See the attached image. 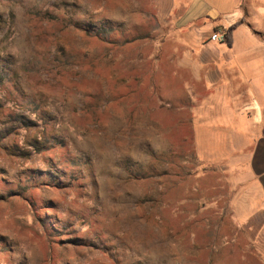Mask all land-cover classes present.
Segmentation results:
<instances>
[{
	"label": "rangeland",
	"instance_id": "374dc122",
	"mask_svg": "<svg viewBox=\"0 0 264 264\" xmlns=\"http://www.w3.org/2000/svg\"><path fill=\"white\" fill-rule=\"evenodd\" d=\"M153 6L0 0V264H262Z\"/></svg>",
	"mask_w": 264,
	"mask_h": 264
},
{
	"label": "crops",
	"instance_id": "0c3cea01",
	"mask_svg": "<svg viewBox=\"0 0 264 264\" xmlns=\"http://www.w3.org/2000/svg\"><path fill=\"white\" fill-rule=\"evenodd\" d=\"M151 1L166 28L158 43L179 49L174 77L193 103L198 152L240 166L229 174L230 212L241 217L246 253L264 264V19L252 8L264 0Z\"/></svg>",
	"mask_w": 264,
	"mask_h": 264
},
{
	"label": "trees",
	"instance_id": "16d2710c",
	"mask_svg": "<svg viewBox=\"0 0 264 264\" xmlns=\"http://www.w3.org/2000/svg\"><path fill=\"white\" fill-rule=\"evenodd\" d=\"M232 28H233V26L229 27V28L226 30L225 38H226L227 43H230V31H231Z\"/></svg>",
	"mask_w": 264,
	"mask_h": 264
},
{
	"label": "built area",
	"instance_id": "2783aa9c",
	"mask_svg": "<svg viewBox=\"0 0 264 264\" xmlns=\"http://www.w3.org/2000/svg\"><path fill=\"white\" fill-rule=\"evenodd\" d=\"M223 34V33H222ZM221 33H220V35L218 36V39H223L224 38V36L222 35Z\"/></svg>",
	"mask_w": 264,
	"mask_h": 264
}]
</instances>
